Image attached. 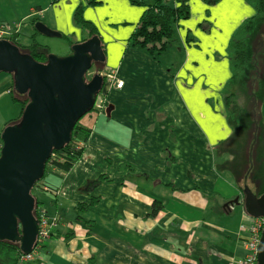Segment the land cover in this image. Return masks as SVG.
<instances>
[{"label":"crops","instance_id":"obj_1","mask_svg":"<svg viewBox=\"0 0 264 264\" xmlns=\"http://www.w3.org/2000/svg\"><path fill=\"white\" fill-rule=\"evenodd\" d=\"M96 1L100 4L91 6L89 0H0V26L21 24L20 34L26 21L39 18L49 28L77 35L73 9L85 6L84 15L104 47L107 74L124 82L118 89L105 80V108L80 120L89 134L83 156L65 175L52 173L43 182L52 192H43L51 198L40 211L53 226L52 236L26 264H238L246 254L247 236L240 226L251 217L243 190L258 196L261 189L255 192L251 186L258 184L253 170L236 175L227 167V173L221 172L217 158L221 139L232 131L231 94L213 98L214 105L208 98L205 105L202 82L221 65L231 81L228 47L236 30L256 15L254 6L246 0H221L208 7L204 0H190V18L176 27L178 48L171 47L173 42L154 59L129 43L144 7L130 0ZM186 73L195 75L191 84ZM2 74L0 137L12 120L2 111L17 109L9 94L13 79ZM259 84L257 92L250 87L245 92L248 106L252 95L260 101L261 127L256 122L250 139L254 147L259 137L264 146V78ZM226 150L224 162L233 158L228 146ZM262 153L263 163L264 149ZM101 176L107 180L84 190ZM92 198L101 201L79 215L87 225L77 220L74 207ZM155 203L162 209L153 216Z\"/></svg>","mask_w":264,"mask_h":264},{"label":"water","instance_id":"obj_2","mask_svg":"<svg viewBox=\"0 0 264 264\" xmlns=\"http://www.w3.org/2000/svg\"><path fill=\"white\" fill-rule=\"evenodd\" d=\"M35 29L49 38L63 37L42 22ZM105 63L99 37L73 45L64 57L49 54L46 64L0 40V73L11 75L14 90L29 100L20 121L6 126L0 137V241H19L25 255L33 251L40 230L31 191L53 151L71 141L75 125L93 110L104 77L95 70L89 74ZM243 195L247 213L264 218V194L257 196L246 187ZM257 264H264V230Z\"/></svg>","mask_w":264,"mask_h":264},{"label":"trees","instance_id":"obj_3","mask_svg":"<svg viewBox=\"0 0 264 264\" xmlns=\"http://www.w3.org/2000/svg\"><path fill=\"white\" fill-rule=\"evenodd\" d=\"M133 5L142 6L145 8L144 13L136 26V29L131 34L129 38V43L132 48L135 50L142 51L149 56L156 59L159 55H161L171 44L175 34H176V27L179 25L180 22L186 21L190 18L191 8H190V0H150V2H146L145 0H130ZM221 0H204L205 4L208 7H212L217 5ZM251 3L255 10L256 15L251 17L250 19L246 20L234 33L228 51L231 55V59L233 62L234 68V76L231 79V85H238L244 82L247 75L254 71L259 65V57H258V49L264 46V38L261 37V34L264 31V0H246ZM89 5L95 6L100 4L96 0H89ZM84 9L85 6H79L74 15V23L75 25L82 30L84 34L87 35L86 38L82 39L81 41H72L69 37L63 34V39H66L69 43L70 48L73 45L84 43L87 40L91 39L92 37H99V33L95 25L84 19ZM27 22V21H26ZM41 22L39 18H33L28 21L26 24H29L33 29L34 33L30 36V44L25 46L21 43V34L19 30L21 28V24L18 25H8L7 29L9 34L4 38L9 41L11 44L17 46L21 52L30 54L38 63L46 64L48 60L49 51L46 46L37 42V38L40 34L36 31L35 25ZM193 36H189L190 40H194ZM259 47H257V45ZM103 46V45H102ZM104 50V47H103ZM70 52V51H69ZM105 52V51H104ZM260 55V53H259ZM264 61V58L262 62ZM106 64H100L97 66L96 71H99L103 74H107L105 70ZM2 74V73H1ZM6 74V73H5ZM9 75V74H8ZM11 76V75H10ZM12 77V76H11ZM104 77V82L106 80V75ZM264 78V72L263 77ZM260 78L258 81L256 78L253 79V82H260ZM13 79V77H12ZM89 78L88 81H90ZM258 85H260L258 83ZM103 90V89H102ZM103 92V91H102ZM101 92V93H102ZM10 97L13 101L20 105L21 112L19 116L7 123L8 125H12L18 123L22 117L23 110L25 106L28 104L29 100L25 96L19 95L15 90L14 87H11L9 90ZM258 95V94H257ZM235 95H229L227 98L228 108H229V120L231 123L235 125V128L239 131L244 133L246 131V127L243 128V114L249 115L252 117V125L255 127L258 122L259 127H261L260 120L258 116L256 117V112L258 111L259 105L253 100L256 99L253 95L251 96V101H253V107L256 109L252 110L250 108H246L245 111L240 107V105L233 99ZM24 99V100H22ZM249 109V111H247ZM94 110V109H93ZM233 113L238 114L237 118L234 119ZM238 119L237 124L235 123ZM252 127L247 128V131L250 130ZM263 128H260L259 135H263L262 132ZM246 133V132H245ZM253 129L250 132L249 137V148H248V157L247 159H240V151H241V143L235 146L234 151H230L233 155V162H225L224 166H227L232 171L235 172L237 175L238 172L241 170L249 173L250 170H254V163H255V156L258 152L261 156L264 146L261 145L262 141L259 139L257 140V144H251ZM80 135V136H79ZM88 132H84L81 128L80 121L75 125V128L72 132V138L69 143H67L64 148L60 151L54 150L50 159L47 161L45 165L44 175L41 180H39L34 188L31 191V194L36 199L35 205V217L37 220H41V217H45L47 219L48 216L45 213L40 211V207L44 203L43 201L39 200L36 197V193H48L52 192L50 188L46 191L44 188L43 182L47 175L55 174L59 177L66 174V172L70 171L75 163L81 159L84 152V145L88 140ZM226 143V142H225ZM253 143V142H252ZM228 146V145H227ZM2 147V141L0 140V150ZM258 155V157L260 158ZM262 157V156H261ZM245 161V165L241 164V162ZM237 163L235 167L234 164ZM107 180L106 176L99 177L96 181L90 182L88 186L84 189H92L96 188L102 181ZM264 194V189L258 194L261 196ZM101 198H92L89 204L83 203L78 204L74 207L75 212L77 213V220L79 222H84L85 224L89 225L87 221H83L84 219L80 217L84 212L89 210L90 207H94L99 204ZM162 209V205L160 203H155L153 207L152 215L155 216L160 212ZM80 215V216H79ZM18 233H21V228L18 227ZM90 233V231H89ZM51 234V233H50ZM52 236V234H51ZM23 256V253L20 248V242H0V264H20V258Z\"/></svg>","mask_w":264,"mask_h":264},{"label":"rangeland","instance_id":"obj_4","mask_svg":"<svg viewBox=\"0 0 264 264\" xmlns=\"http://www.w3.org/2000/svg\"><path fill=\"white\" fill-rule=\"evenodd\" d=\"M52 1L53 0H45V2H46L45 4H48ZM70 1H72V0H70ZM146 1H150V0H146ZM82 2H87V0H82ZM63 7H65V6H63ZM77 8L73 9L74 14H75ZM83 16H84V19L87 20L85 15H83ZM27 22L24 23V26H23L22 31H21V34H22L21 43L25 46L30 44L29 37H30L31 33L33 32V29L31 28V26L29 24H26ZM73 24H74L75 28L77 30H79V34L77 33V35H71V34L67 35V33H64L61 31H57V32H61V33L65 34L72 41H81L82 39L86 38L87 35L84 34L82 32V30H80L75 25L74 21H73ZM49 26H51L50 23H49ZM50 29H52V28H50ZM52 30L56 31L54 29H52ZM262 35L264 38V31H263ZM191 36H194V35L191 33ZM176 39H178V38L176 36H174V38L171 42V43H173V42L174 43L171 44V47L178 48L175 45ZM37 42L46 46L48 51H49V54L56 55L58 57L66 56L69 53V51L71 50L68 41L66 39H63V38H49V37L40 35L37 38ZM257 47H259V45H257ZM259 53H260V55H259ZM258 57H259V65H257V68L254 71H251L247 75V77L245 78L243 83L238 84L235 87H233L234 85H231V82L229 80L230 79L229 76L225 75L226 68L223 67L222 65L218 66V68H215L218 70L217 74L209 76L208 79H206V77L203 76L204 81L202 82V85L204 87V94L207 95V97H205V105L209 104L208 98L210 100V104H212L211 100H213V98L218 97V95H224V94L230 93V94H233L236 96V99L234 98V100L240 105V107L242 109H244V111H245V107L250 108L252 110H255L256 107L255 108L253 107V103L250 104L249 106L246 104V103L250 102V99L248 97H246L245 92L248 90L249 87L252 90H254L255 86L258 85L259 82L258 83L255 82L256 83L255 84L252 81L254 78H256V80L258 81L260 78L263 77L264 61L262 62V60L264 58V46H262V48L258 49ZM220 61L223 62L224 57H221ZM94 70H95V67L91 71L89 76H91L94 73ZM2 75L3 76H1V77H7V76H5L7 74H2ZM185 76L187 77V80H188L187 83H189V84H191L190 82L192 80H194V77H195L194 74H189V73H186ZM223 85H224V87H223L224 89L222 88ZM255 91L257 92V88L255 89ZM237 95H239L238 98H237ZM22 100H24V99H22ZM253 101L256 102L257 105L260 104L258 95L256 96V99H254ZM15 105H16L15 107L17 109L11 108L8 113H4L2 111L5 118H9V116H10V118L13 120L19 116V114L21 112V107H20V105H18L16 103H15ZM212 105H214V104H212ZM0 106H1V104H0ZM0 110H2V109L0 108ZM247 111H249V109H247ZM237 115L238 114H236V113H233V115L231 114V116H233L234 119H236L238 117ZM257 116H258V119L261 121L262 115H261L259 110L256 112V117ZM242 118H243V120H242L243 128L246 127V131H245L246 133L245 132L244 133L239 132L235 128V125L233 123H231L232 131H231L230 135L221 139V141H223L221 144V147H220L221 154H220V157L217 158V161H218V164L221 165V172H223V173H227V171H226L227 166H224V163L225 162H233V160H232L233 158H230V157L227 159V161L224 162V160L227 158L226 154H225V152L227 151L226 150L227 145H228L229 150L232 152L235 150V146L239 145L241 143L242 145H241V151H240V155H239L240 159H247V157H248L247 153H248V148H249V137H250L249 134L253 128V126H251L252 125V117L249 115L244 116V114H243ZM237 122H238V119L236 120L235 123L237 124ZM7 123H6V126H7ZM3 124H4V120L0 116V130L2 129L1 126H3ZM249 127H252V128L247 131V128H249ZM224 142H226V144H224ZM256 154L257 155L255 156V163H254V170H253L252 179L254 180V178H256V179L258 178V184L257 185L252 184L251 186H253L252 188L255 192H258L260 189H261V191H262V189H264V169H263L264 161L262 163L259 160L258 152ZM232 164H234L233 167H235L237 165L236 162L232 163ZM241 164L245 165V161L241 162ZM50 175L51 174L46 176V178H45L46 181H47V179L50 178ZM45 180H44V182H45ZM48 182H49V180H48ZM36 197L39 200L43 201L44 203L47 201L48 198H51V196L45 197L44 193H40V192L36 193ZM246 224L248 225V223H246Z\"/></svg>","mask_w":264,"mask_h":264},{"label":"built area","instance_id":"obj_5","mask_svg":"<svg viewBox=\"0 0 264 264\" xmlns=\"http://www.w3.org/2000/svg\"><path fill=\"white\" fill-rule=\"evenodd\" d=\"M8 34L9 32L7 29V25H1L0 40L4 39ZM106 81L109 86H112L114 88L121 89L124 87V82L119 81L114 73L107 74ZM102 93H104V91ZM102 93L97 97L95 101L94 110L97 112L102 111L106 106V101L103 99L105 97V93ZM248 221H250L248 225L246 223H242L240 226V230L246 233L247 236L244 238V249L246 251V254L244 259L238 264H257L258 261L259 246L261 243L262 232L264 230V218L249 217ZM39 224L40 230L36 245L30 254L24 256V260L26 262L35 260L37 250L50 237L51 229L53 228V226L49 223L48 219L44 216L41 217Z\"/></svg>","mask_w":264,"mask_h":264},{"label":"bare ground","instance_id":"obj_6","mask_svg":"<svg viewBox=\"0 0 264 264\" xmlns=\"http://www.w3.org/2000/svg\"><path fill=\"white\" fill-rule=\"evenodd\" d=\"M90 78V77H89ZM34 216H35V213H34ZM36 218V217H35ZM0 242H8V241H0ZM23 253V252H22ZM24 256L25 254L23 253V256H21L20 258V264H26V261L24 260Z\"/></svg>","mask_w":264,"mask_h":264},{"label":"flooded vegetation","instance_id":"obj_7","mask_svg":"<svg viewBox=\"0 0 264 264\" xmlns=\"http://www.w3.org/2000/svg\"><path fill=\"white\" fill-rule=\"evenodd\" d=\"M95 71H96V67H95Z\"/></svg>","mask_w":264,"mask_h":264},{"label":"clouds","instance_id":"obj_8","mask_svg":"<svg viewBox=\"0 0 264 264\" xmlns=\"http://www.w3.org/2000/svg\"><path fill=\"white\" fill-rule=\"evenodd\" d=\"M39 221V220H38Z\"/></svg>","mask_w":264,"mask_h":264}]
</instances>
